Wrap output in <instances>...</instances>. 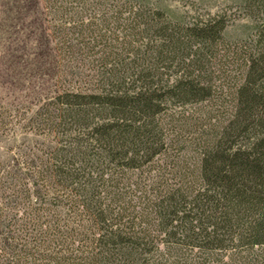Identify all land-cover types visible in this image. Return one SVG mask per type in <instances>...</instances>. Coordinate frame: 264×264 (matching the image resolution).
Masks as SVG:
<instances>
[{
	"label": "trees",
	"instance_id": "16d2710c",
	"mask_svg": "<svg viewBox=\"0 0 264 264\" xmlns=\"http://www.w3.org/2000/svg\"><path fill=\"white\" fill-rule=\"evenodd\" d=\"M85 1L44 0L76 84L37 112L0 264H264V17L228 40L220 14Z\"/></svg>",
	"mask_w": 264,
	"mask_h": 264
},
{
	"label": "rangeland",
	"instance_id": "374dc122",
	"mask_svg": "<svg viewBox=\"0 0 264 264\" xmlns=\"http://www.w3.org/2000/svg\"><path fill=\"white\" fill-rule=\"evenodd\" d=\"M78 1L80 5L86 3L85 0ZM158 2L175 14L186 17L187 21L216 14L224 16L228 22V40L243 38L249 28L260 22L259 17H264V11L259 9H253L252 16L244 7L243 0ZM54 21L44 0H0L1 232H8L9 228L3 224L8 218H13L15 210L25 206L24 192L20 195L19 188L25 189L16 177L27 176V163L36 160V156H42V149L48 144L37 112L56 94L58 83L67 86L76 84V78L58 73V69L75 70L77 64L57 56L55 48L63 38L52 27ZM71 25L74 26V22ZM73 30L66 29L69 33L66 39L78 43L76 38L81 37ZM14 228L11 227V230ZM259 258L262 262L264 252Z\"/></svg>",
	"mask_w": 264,
	"mask_h": 264
}]
</instances>
